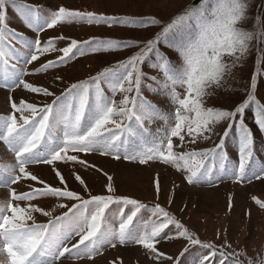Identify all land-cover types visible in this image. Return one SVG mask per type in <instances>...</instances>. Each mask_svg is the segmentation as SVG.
<instances>
[{
  "label": "snow or ice",
  "instance_id": "snow-or-ice-1",
  "mask_svg": "<svg viewBox=\"0 0 264 264\" xmlns=\"http://www.w3.org/2000/svg\"><path fill=\"white\" fill-rule=\"evenodd\" d=\"M8 4L15 7L13 0H0V88L13 90L22 86L37 96L54 99L42 106L24 99L13 100L10 114L0 117V142L15 157L14 164H0V187L7 188L10 196L9 200L0 202V264H56L65 254L77 259H93L102 254L105 245L115 248L117 244L123 246L130 242L149 250L158 259L165 254L159 252L156 245L170 225L178 230V238L210 250L209 254L199 259L198 264H214L217 255L219 264H240L236 257L242 253H226L223 247L201 244L159 204L151 208L150 219L136 221L138 213L147 206L135 199L114 196L110 176L107 195L89 193V199H84L78 192L69 189L65 177L55 167L53 170L60 186L44 181L30 170V166H54L58 161L85 165L84 160L70 153L99 152L118 160L121 159V149L133 142L138 145L137 151L133 155L125 154L124 159L138 160L141 164L159 160L184 171L186 181L192 184L209 176L217 166L221 171H229L224 144L235 125L238 129L239 163L234 174L237 182L243 179L253 158V134L244 120L249 107L255 106V123L264 131V105L255 96L257 77L253 75L246 99L233 110L205 107V98L212 94L210 89L220 87L233 69L240 65L251 41L257 38L255 31L242 26L248 19L247 0H200L198 6L185 10L163 26L161 32L148 40L139 52L88 80L71 84L60 95L48 87L35 86L25 77L49 73L89 51L107 52L140 45L90 38L85 41L71 39L67 46L58 47L59 41L67 39L63 35L49 37L42 42L41 33L64 23H104L112 26L117 22L115 17L70 10L63 6L48 13L41 8L27 7L23 22L36 33L35 38L29 39L9 26ZM149 23L157 24L158 21L152 19ZM260 36L264 37V33ZM162 40L178 53L181 63L176 64L160 53L157 45ZM56 52L62 54L42 61L39 67L29 71V65ZM150 55L158 57L153 67L162 73L163 79H148L167 90L175 106L171 114L160 112L141 95L145 79L141 65ZM225 57L231 63L226 62ZM54 80L62 82V77L57 75ZM103 83L108 85L111 97L105 95L101 87ZM178 87L184 90L183 96L177 91ZM117 93L122 94L119 102L114 99ZM154 119L163 120L166 127L162 134H157L148 142L145 121ZM222 121L229 122L228 129L215 148L182 153L175 151L186 141L195 144L199 139H210L215 134L214 126ZM174 138L179 144L174 145ZM75 179L88 191L79 175ZM24 181L35 183L29 184L26 191L12 187L19 185L23 189ZM156 191L159 196L158 179ZM45 198L78 203L62 215L53 216L52 211L34 203ZM255 202L264 208L260 200ZM112 204L132 206L127 215L120 209L118 227L110 221L108 209ZM58 206L68 207L63 203ZM37 213L49 217L47 223H37ZM74 236H79L78 242L68 247L67 243ZM224 247L230 245L225 244ZM248 264L253 262L249 260ZM259 264H264V260Z\"/></svg>",
  "mask_w": 264,
  "mask_h": 264
},
{
  "label": "rangeland",
  "instance_id": "rangeland-1",
  "mask_svg": "<svg viewBox=\"0 0 264 264\" xmlns=\"http://www.w3.org/2000/svg\"><path fill=\"white\" fill-rule=\"evenodd\" d=\"M193 1L13 0L15 7L12 4L6 5V13L9 26L22 32L29 39L35 38L36 33L26 27L23 22V13L27 7L41 8L45 13H48L63 6L70 10L115 17L117 22L112 26L104 23H64L54 29L44 31L40 34V38L43 42L49 37L63 35L67 39L59 41L58 47L67 46L71 39L85 41L90 38L112 39L140 45V47L121 48L107 52L89 51L83 56H75L66 65L49 73L25 77L35 86L48 87L50 91L60 95L71 84L88 80L105 68L114 67L139 52L148 40L154 39L161 32L163 26L185 10L193 8ZM247 2L249 5L248 19L242 26L255 31L257 38L251 41L248 53L240 65L233 69L231 75L225 78L222 85L209 90L212 94L205 98V107L233 110L246 99L251 90L250 84L253 75L257 77L255 96L259 103L264 105V37L260 36V33H264V0H247ZM152 19L158 23H149ZM257 22L259 23L258 29L255 26ZM157 47L160 53L167 56L172 62L181 63L178 53L163 40ZM61 54L56 52L42 57L41 61L29 65L28 69L32 71L39 67L42 61L55 59ZM225 60L231 63L229 58L225 57ZM157 62L158 57L150 55L141 65V69L145 73L141 95L160 112L171 114L174 112L175 106L168 97L167 90L148 79V77H156L157 80L163 79L162 73L153 67ZM57 75L62 77V82L54 80ZM101 87L104 89L105 95L112 96L106 83H103ZM177 91L183 96L182 88L178 87ZM21 99L42 106L45 103L50 104L54 97L37 96L24 90L22 86L13 90L0 88V117L10 114L13 100L18 102ZM114 99L119 102L122 99V94L117 93ZM244 120L253 134V158L245 170L243 179L238 182L234 174L239 163L238 129L235 125L229 131L224 144V151L228 156L226 167L229 171H221L217 166L213 168L209 176L200 178L192 184L186 181L184 171H178L175 167L159 160L141 164L138 160L124 159L125 154L133 155L137 151L138 145L133 142H129L121 149V159L118 160L110 155H101L99 152L70 153L84 160L85 165L77 162L58 161L54 166L31 165L30 170L44 181L54 186H60L53 170L55 167L65 177L69 189L78 192L84 199H89V193L91 195H107L108 177L110 176L114 196L135 199L147 206L138 213L136 221L150 219L151 208L159 204L187 228L190 234L198 238L201 244H212L217 248L223 247L226 253H242L236 257L240 260V264H248L249 260L253 264H259V261L264 260V208L259 207L255 200L258 199L264 203V131H261L255 123V106L246 110ZM228 124V121L216 124L214 126L215 134L210 139H199L195 144L186 141L183 147H176L175 151L182 153L215 148L225 130L228 129ZM145 127L148 129L147 139L150 142L152 137L163 133L166 125L163 120L154 119L151 122L145 121ZM175 144H179V141L174 138ZM14 163L13 153L8 151L3 142H0V164ZM76 175L85 181L88 191H85V186L75 179ZM258 176L260 178H257ZM157 179L160 185L159 196L156 191ZM34 183L31 181L22 182L23 189L19 185H12V187L26 191L28 185H34ZM9 199L8 189L0 187V202ZM34 203H38L45 210L52 211L53 216H60L78 202L45 198ZM61 203L67 204L68 207L60 208L58 205ZM121 208L127 215L132 206L112 204L108 209L110 221L114 227H118ZM89 209H91V205ZM35 215L37 223H47L49 219V217L38 213ZM169 237L172 238L169 239ZM78 240L79 236H74L67 246L71 247ZM225 244L230 247H224ZM156 246L159 252L165 254L158 259L149 250L130 242L123 246L117 244L115 248L105 245L102 254L96 255L93 259L87 257L77 259L70 254H65V257L56 261V264H177V262L178 264H198L199 259L210 252L209 249L200 245H191L186 239L178 238V230L174 225H170L161 234ZM214 264H219V255L215 258Z\"/></svg>",
  "mask_w": 264,
  "mask_h": 264
},
{
  "label": "trees",
  "instance_id": "trees-1",
  "mask_svg": "<svg viewBox=\"0 0 264 264\" xmlns=\"http://www.w3.org/2000/svg\"><path fill=\"white\" fill-rule=\"evenodd\" d=\"M192 4H193L194 7H196V6H198V5L200 4V0H194V1L192 2ZM255 26H256V28L258 29L259 23L257 22V23L255 24ZM258 44H259V43H258Z\"/></svg>",
  "mask_w": 264,
  "mask_h": 264
}]
</instances>
